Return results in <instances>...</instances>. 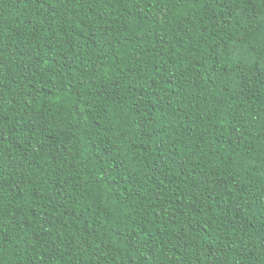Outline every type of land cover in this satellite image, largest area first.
<instances>
[{
    "label": "trees",
    "instance_id": "16d2710c",
    "mask_svg": "<svg viewBox=\"0 0 264 264\" xmlns=\"http://www.w3.org/2000/svg\"><path fill=\"white\" fill-rule=\"evenodd\" d=\"M0 264H264V0H0Z\"/></svg>",
    "mask_w": 264,
    "mask_h": 264
}]
</instances>
